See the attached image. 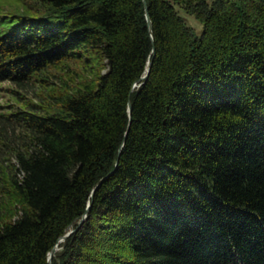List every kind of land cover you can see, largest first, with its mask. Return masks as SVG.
Segmentation results:
<instances>
[{"label": "trees", "instance_id": "obj_1", "mask_svg": "<svg viewBox=\"0 0 264 264\" xmlns=\"http://www.w3.org/2000/svg\"><path fill=\"white\" fill-rule=\"evenodd\" d=\"M146 3L0 4V82L70 76L0 113V264L89 203L52 264H264V0Z\"/></svg>", "mask_w": 264, "mask_h": 264}, {"label": "rangeland", "instance_id": "obj_2", "mask_svg": "<svg viewBox=\"0 0 264 264\" xmlns=\"http://www.w3.org/2000/svg\"><path fill=\"white\" fill-rule=\"evenodd\" d=\"M1 8L9 12L10 10L15 9L18 6L22 7L23 3H26L28 0H0ZM11 4L12 6H9ZM31 4H35L31 1ZM25 7V6H24ZM34 7V6H31ZM191 23L196 27L197 30L201 29V23H198L196 20L190 19ZM42 77L48 81H34L27 84L25 87H18L17 85L9 81L0 82V113L14 112L19 109H23L28 106L31 107V103L40 104L47 107L48 109H55L56 106L50 105L49 93L52 91H57L62 85V79H69L68 73L63 71L62 68L53 67L42 73ZM38 80V79H37ZM14 161V160H13ZM4 196V195H3ZM2 195L0 194V198Z\"/></svg>", "mask_w": 264, "mask_h": 264}, {"label": "water", "instance_id": "obj_3", "mask_svg": "<svg viewBox=\"0 0 264 264\" xmlns=\"http://www.w3.org/2000/svg\"><path fill=\"white\" fill-rule=\"evenodd\" d=\"M145 2V5H146V10L148 9L147 7V3H146V0H144ZM147 19H148V24L152 30V22H151V18L149 16V14L147 13ZM149 70H150V67L147 68V70L145 71V73L141 76V79H146L148 77V74H149ZM129 112H131V105L129 104ZM125 139L123 140V143H124ZM122 143V145H123ZM93 193H94V190H93ZM92 193V195H93ZM91 207V203H89L85 213L83 214V217L82 219L80 220L79 222V225L76 227V228H69V230L62 236L59 237V239L57 240L56 244L53 246V248L48 252V263L49 264H52V258L55 254V252L58 250L59 248V243L61 241H64L70 234H72L74 231H76V229L80 226V224L84 221V219L87 217V214H88V211Z\"/></svg>", "mask_w": 264, "mask_h": 264}]
</instances>
